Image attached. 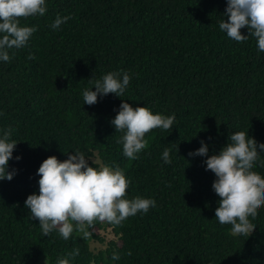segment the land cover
<instances>
[{
    "label": "trees",
    "instance_id": "1",
    "mask_svg": "<svg viewBox=\"0 0 264 264\" xmlns=\"http://www.w3.org/2000/svg\"><path fill=\"white\" fill-rule=\"evenodd\" d=\"M226 2L46 0L44 16L21 20L37 31L10 50V62L0 61V129L13 128L18 141L8 162L16 174L0 181V264H58L75 248L70 264H264V207L250 218V236H233L215 218L207 156L188 155L201 140L208 155L218 154L236 131L264 143V52L254 38L238 43L220 31ZM58 15L71 19L53 30ZM117 71L132 77L124 95L83 104V90L95 91L89 79ZM122 100L175 115L170 133L146 134L136 160L123 155V133L111 123ZM166 148L171 164L162 159ZM76 150L118 166L130 181L127 198L154 199L156 207L122 226L98 221L88 239L77 231L69 240L57 231L44 237L24 201L39 194L43 160L64 161ZM253 170L264 176V153ZM107 228L112 236L104 240ZM90 239L104 247L92 251Z\"/></svg>",
    "mask_w": 264,
    "mask_h": 264
},
{
    "label": "clouds",
    "instance_id": "2",
    "mask_svg": "<svg viewBox=\"0 0 264 264\" xmlns=\"http://www.w3.org/2000/svg\"><path fill=\"white\" fill-rule=\"evenodd\" d=\"M46 12V0H0V61L10 62V50L25 47L37 31L36 26H22L21 20L42 17ZM221 15V32L238 43L254 38L258 50L264 52V0H227ZM69 19L70 16L58 15L51 28L57 30ZM241 29H247V35L242 34ZM28 58L34 59L31 54ZM131 79L130 74L123 71L89 79L95 91L92 88L83 90V104L94 105L98 96L102 98L110 93L121 97ZM111 123L116 132L123 133L118 141L122 144L123 155L136 160L138 154L148 147L146 134L154 129L170 133L176 120L174 114H153L146 106L133 108L122 100ZM14 131L11 127L0 129V181H11L16 174V169L9 171L8 166L18 143L11 139ZM200 144L188 155L207 156L205 170L214 173L216 179L212 189L219 197L215 218L221 225H231L233 236L247 238L256 227L251 220L264 207V176L253 170L260 153H264V143H258L245 131H236L218 154L208 155L207 144L203 140ZM88 159L91 158L76 150L64 161L49 156L37 169L39 194L28 195L24 206L30 210L32 219L38 220L44 237L57 231L61 238L69 240L77 231L81 238L88 239L91 236L88 229L98 221L122 226L127 218L138 213L146 214L150 208L156 207L154 199L127 198L130 181L118 166L102 164L93 167L89 166ZM162 159L165 164H171L170 149L163 151ZM92 164L96 162L92 160ZM79 252V248L73 249L67 257L58 258V264H70ZM127 254L131 255V252ZM111 259L119 260L120 256L113 252Z\"/></svg>",
    "mask_w": 264,
    "mask_h": 264
},
{
    "label": "rangeland",
    "instance_id": "3",
    "mask_svg": "<svg viewBox=\"0 0 264 264\" xmlns=\"http://www.w3.org/2000/svg\"><path fill=\"white\" fill-rule=\"evenodd\" d=\"M91 159H89V161L92 163V160L96 162V167H99L100 165H102L99 161V159L96 156H92L90 157ZM101 235L104 237V240H108L111 236L112 233L109 231V228L107 229H102L101 230ZM89 247L92 251H97L98 249L104 247V243L103 242H99V241H95L93 239L89 240Z\"/></svg>",
    "mask_w": 264,
    "mask_h": 264
}]
</instances>
